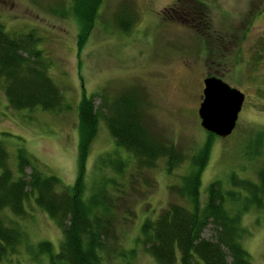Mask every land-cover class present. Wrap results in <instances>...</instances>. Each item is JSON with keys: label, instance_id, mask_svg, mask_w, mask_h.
Segmentation results:
<instances>
[{"label": "rangeland", "instance_id": "obj_1", "mask_svg": "<svg viewBox=\"0 0 264 264\" xmlns=\"http://www.w3.org/2000/svg\"><path fill=\"white\" fill-rule=\"evenodd\" d=\"M75 4L78 0H0L2 30L30 36V49L39 51L61 97L54 110L12 109L0 86V143L12 175L17 177L16 152L22 150L36 170L72 185L79 173L77 104L91 99L97 121L83 160L80 193L83 201L101 190L106 195L105 215L98 214L109 226L100 264H158L144 251L139 226L166 203L185 205L170 186L192 171L191 154L207 139L196 109L201 79L215 75L244 96L230 134H213L208 142L199 172L198 207L214 179L222 188L236 190V201L225 200L223 206L229 214L239 211L237 243L248 264H264V193L257 191L256 200L248 202L250 195L228 182L234 175L256 183V171L264 166V0H99L79 46L85 22L72 13ZM87 4L81 3L80 11ZM122 91L137 94L142 124L148 125L144 129L172 143L183 157L169 172L163 158L148 169H136L130 152L110 137L101 117L103 105ZM116 161L124 162L123 174L116 172ZM23 206L22 216L4 214L20 239L0 264H48L45 255L35 258L32 251L41 240L57 250L60 228L32 198ZM212 233L206 223L200 236L210 239Z\"/></svg>", "mask_w": 264, "mask_h": 264}, {"label": "trees", "instance_id": "obj_2", "mask_svg": "<svg viewBox=\"0 0 264 264\" xmlns=\"http://www.w3.org/2000/svg\"><path fill=\"white\" fill-rule=\"evenodd\" d=\"M98 2L99 0H78V4L73 7L74 16L85 22L82 25L84 30L78 34L77 46L83 42V36L91 27L89 14ZM81 3L89 4L84 13L80 11ZM31 40L29 35H9L2 30L0 24V86L5 94V101L12 109H31L34 106L43 110L58 109L61 105L60 92L46 75L44 63L38 56L39 51L30 49ZM132 91H122L121 95L117 94L115 99L103 105L106 110L101 116L104 119V126L115 141V145H120L130 152L136 169H148L156 160L163 158L166 171L169 172L182 161L183 157L176 152L177 149L172 143L165 144L161 136L157 137L154 133L151 136L149 134L151 130L147 132V128L144 129V126L148 125L142 124L144 121L140 114L141 109L137 105V94H133ZM77 110L79 173L72 185L64 186L56 176L50 173L42 174L36 170L22 150L16 152L17 177H14L5 163L7 155L0 143V258L7 250L13 251L20 239V232L13 224L5 221L4 214L9 212L13 216H22L25 200L32 198L33 203L52 218L62 235L59 247L55 251L45 240L36 243L35 251H32L33 257L43 254L48 258V264H100L99 252L105 247L103 239L106 241L109 228L100 218L105 215L106 195L104 196L102 190H98L100 192L91 194L83 201L80 193L83 186L80 179L83 173V160L90 139L95 133L97 119L91 106V99L87 97L81 98ZM206 135L207 139L203 141L202 146L191 154L189 164L194 166L192 171L182 176L179 185L170 186V191L186 200L185 205H180L176 201L166 203L153 219L144 217L139 226L143 233L141 240L145 246L144 251L158 264L249 262L244 249L237 243L242 230L237 223L239 211L236 209L235 213L229 214L228 209L223 206L225 200L236 201L239 193L227 187L222 188L214 179L206 185L205 200L198 207L199 172L207 159V150L210 146L208 142L213 134L206 132ZM116 164H118L115 167L116 172L123 174L120 165L124 162L116 161ZM27 165L30 168L27 175H24L23 169ZM256 174L258 177L256 183L234 179V175H230L228 180L231 185L250 195L249 201L246 202L256 200L257 191L259 194L264 193V166L259 168ZM246 202L242 201V204L245 205ZM206 223L213 230L210 239L200 236ZM110 232L111 230L109 238H112Z\"/></svg>", "mask_w": 264, "mask_h": 264}, {"label": "water", "instance_id": "obj_3", "mask_svg": "<svg viewBox=\"0 0 264 264\" xmlns=\"http://www.w3.org/2000/svg\"><path fill=\"white\" fill-rule=\"evenodd\" d=\"M201 83V96L196 109L198 125L207 133L226 137L235 126L243 92L211 74L203 77Z\"/></svg>", "mask_w": 264, "mask_h": 264}, {"label": "flooded vegetation", "instance_id": "obj_4", "mask_svg": "<svg viewBox=\"0 0 264 264\" xmlns=\"http://www.w3.org/2000/svg\"><path fill=\"white\" fill-rule=\"evenodd\" d=\"M170 12L174 13L173 11L175 10V7L173 8V6L171 8H169Z\"/></svg>", "mask_w": 264, "mask_h": 264}]
</instances>
